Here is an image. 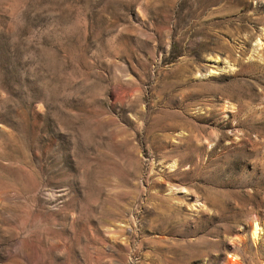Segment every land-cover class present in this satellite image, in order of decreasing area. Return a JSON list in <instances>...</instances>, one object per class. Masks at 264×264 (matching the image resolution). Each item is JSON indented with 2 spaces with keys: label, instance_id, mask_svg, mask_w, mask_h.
Instances as JSON below:
<instances>
[{
  "label": "rangeland",
  "instance_id": "rangeland-1",
  "mask_svg": "<svg viewBox=\"0 0 264 264\" xmlns=\"http://www.w3.org/2000/svg\"><path fill=\"white\" fill-rule=\"evenodd\" d=\"M214 1L0 0V264H264V170L232 142L264 99L228 98L264 88L235 75L264 47V0L240 21ZM227 20L203 49L193 32ZM212 107L228 138L195 157L171 117L219 133Z\"/></svg>",
  "mask_w": 264,
  "mask_h": 264
},
{
  "label": "bare ground",
  "instance_id": "bare-ground-1",
  "mask_svg": "<svg viewBox=\"0 0 264 264\" xmlns=\"http://www.w3.org/2000/svg\"><path fill=\"white\" fill-rule=\"evenodd\" d=\"M240 5L244 6V8L242 10L238 9ZM247 5H248L247 0H237V2L232 3L233 13H234L235 19L237 21H240V20L245 18V15L242 14V11L247 9V7H248ZM257 10H258V8H257ZM229 23H230V21H228V20L223 21V22H214V23L210 24L209 29L207 27L206 28H200L199 30L194 31L193 33H199L200 34V36L202 37L201 47L205 50H208V49H210V46H212L213 44L219 43V40L223 39L222 36H224V35H229V36L231 35L232 36V34L230 32H226V33L222 32V31H220L219 33L213 32L214 28H219V27H223V26L228 27L230 25ZM179 25L180 24L178 23V26ZM207 29H208V31H207ZM189 30L190 29H187L185 32H183L181 34L182 40L186 37L187 34H189V32H190ZM190 37H191V35H190ZM257 44H258V42H257ZM258 46L262 47L260 45V43L258 44ZM220 47L221 46H219L218 48L222 49ZM262 48H263L262 51L257 53L255 56V58L258 62L250 63V64L248 63V66L246 68H244V66L243 67L240 66L235 75L241 76V75H245L247 73L257 72V74L259 73V75H260V77H257V79H258L259 83L264 86V82L262 81V79H263L262 77H264L263 76V74H264V47H262ZM233 49H234V47H230L229 49L227 48L226 50H229V52L231 53V52H233ZM240 50H242V49H240ZM229 56H230V54H229ZM233 62H237V60L235 59V60H233ZM238 64H239V62H238ZM253 86L254 85H250V87H248L247 84H246V86H244L243 84L235 85L234 89L232 90L233 92L228 95V98H231L234 95L235 91L237 90V93L239 94V96L238 95L237 96L240 98L242 97V98H247V99H253L254 97H258V96L260 97L261 96L264 99V93H263L264 88H262V91L260 93H252L255 90ZM179 108L181 109V111L186 108L184 101L180 103ZM181 114H183V113L173 114L172 115L173 117L170 116L171 118H174L173 121H175L174 123H176L175 124L176 126H173L172 130H173V128L177 127L182 132V130L189 129V127L192 128L191 131L188 130L191 134L188 135L187 137L181 133V136L184 137L183 138L184 144H182V146L185 147V149L187 151L193 150L192 153L194 154L195 157L200 156V151L204 146L207 147V146H212V145L214 146V145H218V144L221 145V143H219L220 140L221 139L224 140L223 138H225V139L228 138L227 134L224 131H222L221 128L228 126L229 120L225 119V117H222V118L215 117L213 119V117L215 116V110L213 109V107H212V109L211 108L209 109L207 116L199 117V120L203 123H207L209 120L213 119V121H214L213 124H216V128L219 129V133L218 132H208V131H206L207 130L206 128L201 127V126L200 127L195 126V125L193 126V124H190V122L186 118H183L181 116ZM231 117H232V119L237 121L236 125H234V126H239L240 120H239V118H237V112H233ZM174 123L171 125H174ZM177 128L175 130H178ZM239 130H240V128H239ZM251 132L254 133V135H255L254 137H252L250 135ZM232 142H237L236 144L239 143V147L242 144H246L248 146L247 150H245L246 152L244 154V158L253 165L252 171L249 172L248 177L252 178L254 176L256 165H258L262 168V170H261V173H262V171L264 170V127H263V125L262 126H255V127L250 126L247 129H241L239 133L233 134V141ZM228 143H231V142L228 141ZM219 147H221V146H219ZM243 147H245V145ZM216 148H217V146H216ZM184 161H186V160H182V161H180V163H184ZM171 166H175L174 162L171 164ZM258 166H257V168H258ZM246 183H247V181H245V180H234V179H232L229 182L224 183V185L225 186H227V185L236 186L238 188H242ZM259 183H260V181H259ZM263 183H264V181H263ZM239 199L241 201V203H239V204H237L238 202L237 203H234V202L228 203V205L230 207L232 206V208L230 209V207H229L228 210L232 211L233 214L242 213V211L244 210L243 207H245L244 205H246V204H253V205L258 206L259 202H260V199H258V192H255V191L252 193L246 194L245 198L239 197ZM236 201L237 200H235V202ZM234 211H236V212H234ZM260 232H262V237L264 238V229L260 227L259 221L255 219L252 221V225H251V229H250L249 234L254 239ZM238 240L240 242L242 241L241 238H238ZM178 252H179V249H178ZM179 254H180L181 258H184L187 253L184 252L183 250H181ZM238 263L239 262L234 255H231L230 258L225 262V264H238Z\"/></svg>",
  "mask_w": 264,
  "mask_h": 264
}]
</instances>
